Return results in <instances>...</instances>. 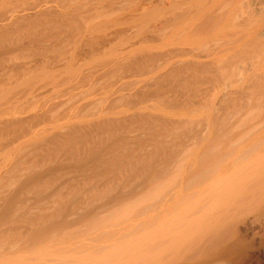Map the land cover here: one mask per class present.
<instances>
[{"label":"bare ground","instance_id":"obj_1","mask_svg":"<svg viewBox=\"0 0 264 264\" xmlns=\"http://www.w3.org/2000/svg\"><path fill=\"white\" fill-rule=\"evenodd\" d=\"M221 1V12L209 15L213 34L195 23L209 1L197 13L188 7L190 21L176 31L184 37L171 42L175 30L162 34L187 8L178 19L171 9L177 20L160 35L124 37L128 27L113 12L129 9L126 23L139 25L142 11L150 14L146 2L124 9L120 0H0V139H8L0 186L18 177L14 161L26 169L0 203V224L11 226L0 230V264H240L264 222V4ZM235 55L247 69L237 76L239 95L200 87L192 100L199 83L217 87ZM227 74L226 90L237 81ZM177 88L189 92L187 104L160 92ZM52 89L63 94L50 107L29 101L25 116L30 105L13 109L27 96L58 99ZM135 123L146 139L129 137ZM70 166L89 174L69 190L83 202L78 213L66 217L71 206L60 192L50 210L15 211L18 188L46 196L52 177Z\"/></svg>","mask_w":264,"mask_h":264},{"label":"rangeland","instance_id":"obj_2","mask_svg":"<svg viewBox=\"0 0 264 264\" xmlns=\"http://www.w3.org/2000/svg\"><path fill=\"white\" fill-rule=\"evenodd\" d=\"M123 1H125V2H123ZM128 1V2H127ZM129 1H131V0H120V2L121 3H126V7H124V5L125 4H119V6H123L122 8H127V7H129L130 5H131V3H133L134 1H136V0H132L133 2H130L129 3ZM141 1H143V2H146V3H143V9H146V13H150L149 15L147 14V16H148V18H147V16L146 17H144V15H146V14H144L143 15V13H145L144 12V10L142 11V9H141V11H142V14H141V16L143 17V18H141L140 17V20L141 19H144V23H142L143 22V20H142V22L139 24V25H137L138 24V19L137 20H135L136 22H134V21H129L128 23H126V20L128 21V19L132 16V14H131V16H130V14H128L130 11H129V9H126L125 11L123 10V9H121L120 11V13L118 14V12H119V10H117V11H114L113 13H117V14H114V15H117V18H120L119 20H118V22L117 23H119V22H122V21H120L121 19L123 20V22L125 23V25H122V24H124L123 22H122V24L121 23H119L118 25L119 26H124V28L126 27V25H127V30H128V32H129V35H126V34H128V33H124L123 34V36L125 37V36H130V32H133V33H131V35H133V37H136V35H135V33L134 32H137L138 33V30H139V33L140 34H137V36L138 35H141V36H143L144 35V33H151L150 31H152V30H154L153 32L156 34V32H157V35H160L161 33H163L162 31H165V29H166V27L168 26V27H170L171 25H172V23H173V21H175V20H177L178 18H179V16L180 17H182V18H179L178 19V21H176V22H174V23H176V24H174V26H171L170 28H171V30H170V28H168L169 29V31H165L162 35H166V37L165 38H168L169 36H170V34L175 30V34H177V35H175L174 33L173 34H171V36L169 37L172 41L171 42H179V40L178 39H181L182 37H184L183 35H182V37H181V35L180 34H182L181 33V28H179L178 29V27H180V25H178L179 23H183V25L184 24H186L185 22H187L186 20H188V21H190L189 19H190V14H192V12H194L195 10L198 12L199 11V8H200V10L201 11H203L205 8L204 7H208V6H210V4H211V6L210 7H212V9L209 11V12H206V9L204 10L205 11V13H206V15H204V16H201V18L197 21V22H195L196 23V25H197V27H199L200 28V31L202 30V32L203 33H205V32H207V35H211V34H213V32L211 31V30H213V28H211V27H213L212 25H213V22L215 21L214 20V16L216 15H218V13H220L221 12V9H222V5H223V3H224V1H221V0H218V1H214V0H167V2H166V0H159L160 2H158V0H153V1H151V0H146V1H144V0H141ZM150 1H151V4H150ZM157 1V2H156ZM166 3H165V2ZM176 1V2H175ZM209 1L211 2L210 4H209ZM222 2V3H220V2ZM263 1V2H262ZM164 2V3H163ZM173 2V3H172ZM213 2H216V4L214 3L213 4V6H212V3ZM261 2H262V4H264V0H261ZM127 3H129L130 5H127ZM147 3H149L151 6H149ZM153 3V4H152ZM163 3V4H162ZM207 3V4H206ZM219 3H220V5H219ZM51 4H54L53 2H51ZM50 4V5H51ZM88 4V3H87ZM144 4H147L146 6L144 5ZM168 4V5H167ZM163 5V6H162ZM172 5V6H171ZM176 5H179V9L178 8H176V7H178V6H176ZM204 5V6H203ZM208 5V6H207ZM219 5V6H218ZM251 5H252V3H251ZM149 6V7H148ZM190 6V7H189ZM148 7V8H147ZM173 7V8H172ZM191 9H189V8ZM193 7V8H192ZM194 7H195V9H194ZM197 7H199V8H197ZM209 7V8H210ZM252 7H253V5H252ZM252 7H250V8H252ZM154 8V9H153ZM176 8V9H175ZM184 8V9H183ZM188 9V10H185V9ZM197 8V9H196ZM220 8V10H218L217 11V9H219ZM54 9V8H53ZM148 9V10H147ZM149 9H151L150 11L151 12H147V11H149ZM164 9V10H163ZM174 11V12H176V14H177V16H176V18L173 20V17H174V12L172 11V10ZM182 9V10H181ZM194 11H193V10ZM123 10V11H122ZM178 12H177V11ZM183 10H185V11H183ZM189 10H190V14H189ZM179 11H180V13H179ZM183 11V13H186V14H182V16L181 15H179V14H181V12ZM195 11V13H197ZM217 11V12H216ZM254 11L256 12V10L254 9ZM154 12V13H153ZM216 12V13H215ZM124 14V15H123ZM125 14H127V15H125ZM162 14H164L163 16H162ZM175 14V15H176ZM118 15L120 16V17H118ZM123 17H122V16ZM155 15V16H154ZM162 17H166V19L167 20H172V21H169V22H167L166 21V19L165 18H162L163 20H165V21H163L162 20V22H159V21H161V20H158V22H156V20L158 19V18H160L161 16ZM209 15H214L213 17L212 16H209ZM159 16V17H158ZM187 16V17H186ZM208 16V17H207ZM127 17H129V18H127ZM156 17H157V19H156ZM210 17H212V18H210ZM124 18H126V19H124ZM146 18V19H145ZM154 18H155V21H154ZM153 19V20H152ZM161 19V18H160ZM209 19V20H208ZM211 19V20H210ZM139 20V21H140ZM207 20V21H206ZM214 20V21H213ZM151 21H153L152 23L153 24H156L157 25V27H155L153 24H152V26H150L151 25ZM183 21H185V22H183ZM205 21H206V24H205ZM132 22H134L135 24H130V23H132ZM156 22V23H155ZM165 22H167V23H165ZM203 22V23H202ZM161 23H165V24H162L161 25ZM169 23H170V25H169ZM133 27V25H134V27L132 28L130 25ZM142 24V25H141ZM159 24V25H158ZM200 24V25H199ZM203 24H205V26L203 25ZM164 25V26H163ZM195 25V26H196ZM151 27L150 29H148L147 27ZM161 26V27H160ZM181 26H182V24H181ZM202 26V27H201ZM204 26V27H203ZM155 27V28H154ZM159 27H160V30H159ZM164 27V28H163ZM210 27V28H209ZM132 28V29H131ZM145 28H147V29H145ZM161 28H163V30L161 29ZM112 29V28H111ZM130 29V30H129ZM208 29V30H207ZM141 30V31H140ZM143 30H146L145 32L143 31ZM167 30V29H166ZM179 31V33H177L176 31ZM107 31H108V29H107ZM153 33V34H154ZM106 34H107V32H106ZM178 34L180 35V36H178ZM109 35V34H108ZM108 35H106V36H108ZM169 35V36H168ZM178 36V38H176V37ZM131 37V36H130ZM164 37L163 38H161V39H159V41H158V37H157V39H156V42H162V41H165L166 39H164ZM181 37V38H180ZM195 38H194V40L196 39V36H194ZM175 38V39H174ZM183 40H184V38H183ZM3 41V40H2ZM154 42V41H153ZM170 42V41H169ZM5 43V42H4ZM155 43V42H154ZM0 56H1V54H0ZM234 58H236L235 60L237 61L236 62V67H234V68H231V67H229L228 69H229V72H228V69L226 68V71L228 72V74L225 72V73H223L222 74V72H219L220 74H218L219 76H216L217 78L219 77V78H221L220 77V75L222 74V76H223V78L222 79H220V80H218V85H217V87L216 86H214L215 88H212L213 86L212 85H214V84H210V83H207V82H204V83H199V86L197 85V83H196V87H197V89H200V92H197V94L194 96L193 95V99L192 100H194V99H196V98H200V96H202L201 95V93L205 90V88H206V90L207 89H209L210 91H211V93L213 92V91H218V92H229V91H231V95L232 96H234V98L235 97H237L239 94H238V92H236V90L238 89V88H236L237 87V84H238V79H240L239 77H237L238 75H241V74H243L244 75V72L247 70V69H242V70H245L244 72H242V70H240L239 69V65L240 64H245L244 62H242L239 58H238V56L237 55H235L234 56ZM1 59H3V55H2V57H1ZM249 61H247V62H250V61H253V60H250V59H248ZM14 61H15V59H14ZM242 62V63H241ZM254 62V61H253ZM95 65H97V63L96 64H92V66H94L93 67V69L96 67ZM9 66H11V65H9ZM92 66H90V68L92 67ZM3 68L1 67V69H0V72H1V70H2ZM4 70V69H3ZM2 70V71H3ZM85 70H87V69H85ZM231 71V72H230ZM237 71H239V72H237ZM86 72V71H85ZM89 72V71H88ZM236 72V73H235ZM2 73V72H1ZM0 73V74H1ZM3 73H4V71H3ZM3 73L0 75V76H2L3 75ZM237 73H239V74H237ZM230 75L231 76V79L233 78V81H235V80H237V81H235L234 82V85L232 84V85H227L228 87H227V90L230 88V89H235V94H234V92H233V90H226V83H228V81H226V82H223L222 83V80L224 79V75ZM235 74H237L236 75V77H234V75ZM243 75H241L240 77H242ZM230 76H228V78L230 77ZM235 78H237V79H235ZM227 79V78H226ZM220 81V82H219ZM237 82V83H236ZM220 83V84H219ZM225 83V84H224ZM224 84V85H223ZM203 85V86H202ZM219 85H221V86H224V87H222L221 88V86H219ZM211 86V87H210ZM200 87H204V90H202ZM211 88V89H210ZM218 90H217V89ZM224 88H225V90H224ZM182 89V88H181ZM54 90V91H53ZM56 90H57V88H56ZM55 89H52V90H50L51 92H53L54 93V95L56 96V94L55 93H58L59 91L60 92H63V91H61L62 89H58L59 91L57 92ZM180 90V88H177V90H174L175 91V93L174 92H172V91H170V90H167L168 92H166V91H163V90H160V92L163 94V95H165V96H169L170 98L169 99H171V97H172V100L173 99H176V100H180V102L181 101H184V100H186L185 102H184V104L186 103L187 104V102H188V99H185L186 98V96L188 95V93L189 92H187L186 93V91L184 90V89H182V90H184V92L186 93H183V92H178ZM242 90V89H241ZM50 91H48L49 92V94H48V92L46 93V92H44L43 94L44 95H50ZM170 91V92H169ZM202 91V92H201ZM238 91V90H237ZM240 92V91H239ZM20 92L18 91V93H14L15 94V96H17L16 94H19ZM52 93V94H53ZM200 93V94H199ZM236 93H237V95H236ZM59 94V93H58ZM57 94V95H58ZM62 94L63 93H60V96H56V98H58V99H55V97L54 96H51L50 98H53V100L51 99L50 100V102L48 103V101L46 102V104H42V103H40L41 102V100H39L38 101V104L36 103V102H34V100H36L37 98H40V99H44V98H47V100L48 99H50L49 98V96H45V97H43V95H40V97H37V98H35L34 100L33 99H29V98H31V97H29V96H27V98L29 99V100H25V99H27V98H20L19 100V102H18V104L19 103H21L22 104V102H24V106H22L21 104H17L18 105V108H17V105H15L14 106V108L13 109H17L16 111H19L22 107V109H21V111L22 110H26L28 107H30L28 110H26L27 112H24L23 113V116H25V115H27L26 113H30L31 112V108H34L33 107V105L36 107V109H38V107L41 105V106H43V107H39V109L40 108H43V109H45V108H47V107H50L49 105H50V103H51V105L53 104V101L54 102H57L58 100H59V98L62 96ZM177 95V96H176ZM198 95V96H197ZM152 97L150 98V100H149V102H151V103H153V102H157V99H155L154 97V95H151ZM160 96V95H159ZM165 96H160V97H165ZM210 96L211 95H209V98H210ZM20 97V96H19ZM17 98V97H16ZM153 98H154V100L155 101H153ZM166 98V97H165ZM168 98V97H167ZM56 101H55V100ZM183 99V100H182ZM25 100V101H24ZM191 100V99H190ZM22 101V102H21ZM29 101H30V103L31 104H33V105H31L30 103H29ZM42 101H44L43 103H45V99L44 100H42ZM195 101V100H194ZM193 101V102H194ZM25 102H27V103H25ZM36 105H35V104ZM30 105V106H28V105ZM26 105L28 106V107H26ZM37 105H39V106H37ZM22 106V107H21ZM32 106V107H31ZM20 107V108H19ZM26 108V109H25ZM19 109V110H18ZM31 109V110H30ZM20 112V111H19ZM133 127H132V129L129 131L130 133V135H129V137L130 138H133L134 137V135H143L142 137H145V139H146V136H147V133H146V130H144V128H145V126L143 125V124H139V123H135V124H133L132 125ZM141 139H144V138H141ZM7 138L6 137H4L3 139H0V157L1 156H3L4 155V153H5V151H6V148H8V147H6L7 146ZM146 149H149V147H148V145H147V147H146ZM25 150H27V147L24 149H20V150H18L15 154H14V157H13V159L18 155H20V154H22V152L23 151H25ZM61 157V156H60ZM63 157V156H62ZM12 159V160H13ZM14 161V160H13ZM53 161H51L50 163H52ZM13 163H15V164H13L14 166H13V172H15V174L16 175H18V177H16L15 179H11L10 180V183L8 184V185H3V186H0V203H1V201H2V199L4 198V197H6L8 194H9V192H10V190H13V189H16V187L18 186V183L20 182V180L22 179V176H23V172L24 171H26V169H25V166H23L21 163H19L18 164V161L16 162V161H14ZM9 165V162H7V165L6 166H8ZM91 165V163L90 162H87V164H86V168H88L89 166ZM30 168H31V166H29ZM38 168H40V165H33V167H32V169H38ZM58 172H56V174H57ZM60 173L61 174H59L58 175V177L56 176H53L52 178H53V180H51L52 182H51V184H50V186L49 187H47L46 189H45V193L46 192H49V194L48 195H46V196H44V195H42V196H40V197H37V196H35L34 195V192H33V190H32V188H31V186H25V187H22L21 189H19L18 188V192H17V194L15 195V211L17 212V211H26L27 213H33V212H36V211H38L39 210V208H41V207H43L46 211L47 210H50L51 209V206H52V203L55 201V197H56V194H57V192L59 193H62V195L66 198V199H68V201H67V203L69 204V206H71V208H70V210H68V211H65V213H69L66 217H68V218H71L72 217V215H74L73 213H76L77 211H79V210H81L82 208H81V206H83V202H81L82 200L81 199H78V198H75V196L74 195H71V194H69L70 192H69V190H70V188H72L73 186H78V189H80L81 187H82V185H83V182H85V179L86 178H88L89 177V174H83V173H81L80 171L79 172H75V170L73 169V167H66V168H63L61 171H60ZM4 175H6V174H8V172H4L3 173ZM85 175H88V177L87 176H85ZM82 177H86L85 179H83ZM89 179V178H88ZM84 180V181H83ZM87 180V179H86ZM113 182H114V180H112ZM97 183H95V184H99V183H101V184H103L102 183V180H99V181H96ZM110 182V181H109ZM101 184H99V185H101ZM75 199L77 200V201H75ZM53 207V206H52ZM78 213V212H77ZM21 223H19L18 225H20ZM263 224V225H262ZM261 225H262V228H261V226L259 227V229H258V232L253 236V237H251L250 239H249V241H248V245H249V247H250V245H251V247L250 248H247L246 249V254L244 253L243 255H242V258L240 257L239 258V263L240 264H264V222L263 223H261ZM9 229H11V226L9 225V224H5V223H1L0 224V230H9ZM253 241V242H252ZM248 247V246H247ZM245 255V256H244ZM244 262V263H243Z\"/></svg>","mask_w":264,"mask_h":264}]
</instances>
